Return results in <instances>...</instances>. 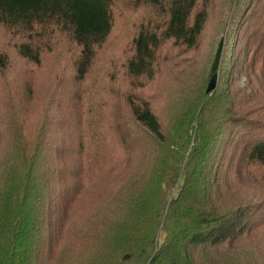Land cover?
Here are the masks:
<instances>
[{"label": "trees", "instance_id": "trees-1", "mask_svg": "<svg viewBox=\"0 0 264 264\" xmlns=\"http://www.w3.org/2000/svg\"><path fill=\"white\" fill-rule=\"evenodd\" d=\"M0 30V264H264V197L226 205L264 181V0H0Z\"/></svg>", "mask_w": 264, "mask_h": 264}, {"label": "rangeland", "instance_id": "rangeland-1", "mask_svg": "<svg viewBox=\"0 0 264 264\" xmlns=\"http://www.w3.org/2000/svg\"><path fill=\"white\" fill-rule=\"evenodd\" d=\"M117 29H119V27H117ZM119 33H121L120 30H118ZM221 37V36H220ZM8 41L7 39H5L4 37V31L3 30H0V52L3 50V49H7L8 46L6 45H3V44H6L5 42ZM122 47V45H115V46H110L109 48H107L103 53H104V56L99 60L98 64L100 63L101 65L104 64L105 60L109 58V56H111V60H112V56L116 53V57H115V60L119 61L121 59V53H119V49ZM116 48V50H115ZM209 55V54H207ZM206 58V56H205ZM207 60V59H206ZM16 67H19V63H17L15 65ZM15 73H14V70H11L10 73H9V77H10V80L13 81V83L15 85H17L16 81H15ZM44 78V79H43ZM51 83H49V81L47 79H45V77H42L39 78V79H36L35 81V84H34V89L36 90V93H40V92H43L44 90L46 91V89L49 88V85ZM21 91H24V89H19ZM1 91V90H0ZM106 93V90L104 91H97L95 92V96H107V94H104ZM3 93H1V96H2ZM24 97H18L14 100L18 101V100H23ZM110 103H112V101H110ZM24 104V103H22ZM0 108H2V110H4L5 108V105L3 104V102L0 104ZM165 113L167 114L168 112L166 110H164ZM9 118V116H8ZM254 182L250 183L248 180L246 182V180H244V184H245V187H244V193L243 191L241 193H237V192H234V193H231V195L229 196V199L226 203L227 206H232V207H238L240 206L241 204L243 203H247L250 199V195L251 194H254L253 192L255 190L258 191L259 195L255 196L254 199H262V197H264V181L261 180L260 178V174L257 176V177H253ZM259 181V182H258ZM261 184V185H260ZM260 194L262 196H260ZM256 195V194H254ZM263 240V239H261ZM256 246V245H255ZM245 252V250H244ZM259 252L260 254L262 255V248H259ZM244 260H247V258H251V257H248L249 255L248 254H244Z\"/></svg>", "mask_w": 264, "mask_h": 264}, {"label": "water", "instance_id": "water-1", "mask_svg": "<svg viewBox=\"0 0 264 264\" xmlns=\"http://www.w3.org/2000/svg\"><path fill=\"white\" fill-rule=\"evenodd\" d=\"M217 80H218V75L215 74L209 82L208 88H207V92H213L216 87H217Z\"/></svg>", "mask_w": 264, "mask_h": 264}]
</instances>
